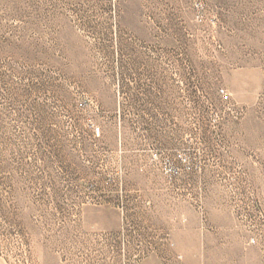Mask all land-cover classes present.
<instances>
[{
  "label": "rangeland",
  "instance_id": "374dc122",
  "mask_svg": "<svg viewBox=\"0 0 264 264\" xmlns=\"http://www.w3.org/2000/svg\"><path fill=\"white\" fill-rule=\"evenodd\" d=\"M0 264H264V0H0Z\"/></svg>",
  "mask_w": 264,
  "mask_h": 264
}]
</instances>
